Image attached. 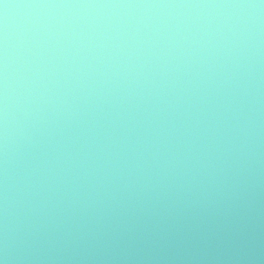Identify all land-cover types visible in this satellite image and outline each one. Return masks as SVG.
<instances>
[{"label": "clouds", "instance_id": "1", "mask_svg": "<svg viewBox=\"0 0 264 264\" xmlns=\"http://www.w3.org/2000/svg\"><path fill=\"white\" fill-rule=\"evenodd\" d=\"M262 31L264 0H0V264H264Z\"/></svg>", "mask_w": 264, "mask_h": 264}, {"label": "water", "instance_id": "2", "mask_svg": "<svg viewBox=\"0 0 264 264\" xmlns=\"http://www.w3.org/2000/svg\"><path fill=\"white\" fill-rule=\"evenodd\" d=\"M19 2L20 0H5V3H8L10 5ZM35 2L53 3V2H61V0H35ZM148 2H151V0H148ZM167 2H172V0H167ZM16 12L17 10L15 8L10 7L8 9L10 22L12 18L15 16ZM10 36H11L9 42L10 64L13 65L17 70H20L21 65L24 63V59L26 56L25 50L23 48V41L20 39L18 33L15 35H12L10 33ZM256 74H257V83L259 86L258 99L261 109L262 134H264V31H262L260 38L259 62L257 64ZM262 151H264V147H262ZM257 206L262 214L261 219L262 221H264V188L261 189L260 195L258 197Z\"/></svg>", "mask_w": 264, "mask_h": 264}]
</instances>
